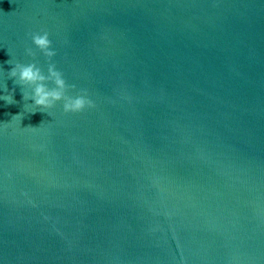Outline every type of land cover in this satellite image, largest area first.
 Masks as SVG:
<instances>
[{"label": "water", "instance_id": "1", "mask_svg": "<svg viewBox=\"0 0 264 264\" xmlns=\"http://www.w3.org/2000/svg\"><path fill=\"white\" fill-rule=\"evenodd\" d=\"M5 86L0 264H264V0H0Z\"/></svg>", "mask_w": 264, "mask_h": 264}, {"label": "clouds", "instance_id": "2", "mask_svg": "<svg viewBox=\"0 0 264 264\" xmlns=\"http://www.w3.org/2000/svg\"><path fill=\"white\" fill-rule=\"evenodd\" d=\"M31 40L33 45L49 60L56 54L55 51L50 48L51 42L47 32L43 34H32ZM26 53L29 56H34L31 49H27ZM8 77L13 78L14 84L19 85L21 89L25 86L30 88V95L22 91L23 100H31L33 102L31 104L36 109L40 112H46L48 115H50V113L47 110L51 109L55 103L59 101H63L62 108L65 113L79 112L85 107L93 106L92 101L86 98V94L77 95L74 98L66 95V88H74L75 85H66L65 80L62 78V73L56 70L55 65L52 63L48 64L47 75H44L35 63H29L27 65L17 63L8 72ZM47 82H51L54 87L49 88ZM4 91L8 94L0 96V99L4 100L7 104L16 103L12 93L8 91L6 86ZM35 112L36 111H32V113ZM16 116L20 115L18 114Z\"/></svg>", "mask_w": 264, "mask_h": 264}]
</instances>
